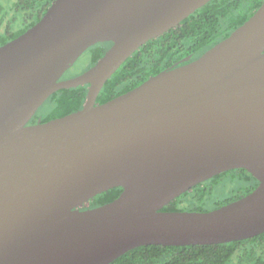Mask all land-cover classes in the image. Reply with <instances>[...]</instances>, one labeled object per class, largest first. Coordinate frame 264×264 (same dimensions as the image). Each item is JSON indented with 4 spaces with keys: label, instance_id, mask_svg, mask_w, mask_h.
<instances>
[{
    "label": "water",
    "instance_id": "1",
    "mask_svg": "<svg viewBox=\"0 0 264 264\" xmlns=\"http://www.w3.org/2000/svg\"><path fill=\"white\" fill-rule=\"evenodd\" d=\"M213 0H55L0 47V264H112L141 246L214 245L264 233V3L228 38L105 104L142 46ZM113 46L64 79L99 43ZM81 110L29 125L57 91ZM245 169L259 186L210 212H164L199 184ZM114 188L115 201L90 208Z\"/></svg>",
    "mask_w": 264,
    "mask_h": 264
},
{
    "label": "trees",
    "instance_id": "2",
    "mask_svg": "<svg viewBox=\"0 0 264 264\" xmlns=\"http://www.w3.org/2000/svg\"><path fill=\"white\" fill-rule=\"evenodd\" d=\"M55 0H0V47L23 35L46 15ZM264 0H213L185 19L177 28L149 41L131 56L105 84L97 104H105L137 88L151 77L200 58L245 24ZM99 43L87 53L93 67L113 46ZM65 75L64 79L74 78ZM88 86L57 91L42 105L29 125L63 118L81 110ZM231 186L227 192L222 190ZM259 186L247 170L215 176L166 206L164 212H210L229 205ZM220 190V193H216ZM122 188L111 189L91 200L90 208L107 205L120 197ZM112 264H264V233L224 244L190 246H141Z\"/></svg>",
    "mask_w": 264,
    "mask_h": 264
},
{
    "label": "rangeland",
    "instance_id": "3",
    "mask_svg": "<svg viewBox=\"0 0 264 264\" xmlns=\"http://www.w3.org/2000/svg\"><path fill=\"white\" fill-rule=\"evenodd\" d=\"M91 56L89 53H85L78 61L77 63L71 68V70H69L68 75L67 76H71V77H77L82 75L83 73H85L86 71H88L91 68ZM231 188V186H229L228 188H225L222 190V193L227 192V190H229ZM220 190H217L216 193H220Z\"/></svg>",
    "mask_w": 264,
    "mask_h": 264
}]
</instances>
